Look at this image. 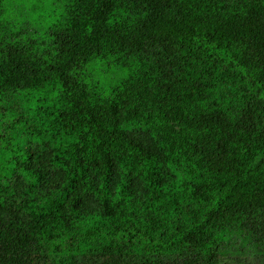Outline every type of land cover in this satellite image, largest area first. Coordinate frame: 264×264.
Segmentation results:
<instances>
[{"label":"trees","instance_id":"trees-1","mask_svg":"<svg viewBox=\"0 0 264 264\" xmlns=\"http://www.w3.org/2000/svg\"><path fill=\"white\" fill-rule=\"evenodd\" d=\"M264 260V0H0V264Z\"/></svg>","mask_w":264,"mask_h":264},{"label":"rangeland","instance_id":"rangeland-1","mask_svg":"<svg viewBox=\"0 0 264 264\" xmlns=\"http://www.w3.org/2000/svg\"><path fill=\"white\" fill-rule=\"evenodd\" d=\"M223 264H264V260L261 258L252 257L250 255H233L228 258L226 257Z\"/></svg>","mask_w":264,"mask_h":264}]
</instances>
